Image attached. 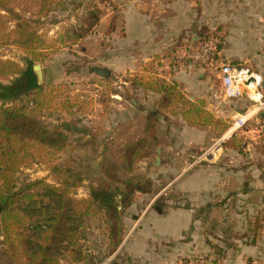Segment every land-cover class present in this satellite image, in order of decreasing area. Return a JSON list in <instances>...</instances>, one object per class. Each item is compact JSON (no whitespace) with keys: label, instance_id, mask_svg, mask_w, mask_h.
Wrapping results in <instances>:
<instances>
[{"label":"crops","instance_id":"obj_1","mask_svg":"<svg viewBox=\"0 0 264 264\" xmlns=\"http://www.w3.org/2000/svg\"><path fill=\"white\" fill-rule=\"evenodd\" d=\"M109 5L117 10L102 19L106 28L113 26L106 37L112 45L103 55L108 63L94 67L117 76H136L150 67L162 81L174 82L187 101H203L205 111L227 129L233 115L250 106L247 98L224 100L208 87L210 76L195 66L172 71L176 52L215 35L222 41L219 59L260 74L264 96V0H109ZM213 75L220 91L221 81ZM109 97V111L102 117L105 143L143 138L144 99ZM171 120L164 131L158 124L151 142L155 152L161 151L158 164L154 157L155 171L146 176L152 193L137 194L123 213V239L115 252L120 264H176L189 254L207 252L215 254L216 264H264V148L256 133L227 137L229 132L219 134L214 126L189 123L181 115ZM223 136L220 150L214 148L217 157L200 162L198 157ZM207 204L217 205L194 219L195 210Z\"/></svg>","mask_w":264,"mask_h":264},{"label":"trees","instance_id":"obj_2","mask_svg":"<svg viewBox=\"0 0 264 264\" xmlns=\"http://www.w3.org/2000/svg\"><path fill=\"white\" fill-rule=\"evenodd\" d=\"M11 2L0 0V32L8 29L9 21L13 22L8 36L18 47L33 52V44L38 39L36 33L29 20L11 7ZM41 4L39 13H45L50 0H41ZM97 17L95 15L89 27L96 24ZM111 30L112 25L109 32ZM32 67L31 59L25 60V67L0 59V260L9 259L13 264H59L61 261L80 264L88 257L80 240L85 219L91 216L102 218L109 255H112L123 239L124 211L134 203L137 194L153 191L148 178L132 175L119 179L118 171L130 173L153 141L159 111L147 114L143 138L124 144L114 160L106 157L101 162V177L96 180V186L89 187L86 198L76 199L71 191L78 188L83 179L77 167L57 161V155L67 146L66 134L59 129H48L35 116L37 111L48 109L49 95L43 94ZM141 75L136 76L134 82L143 90L162 94L161 109L167 108L171 115H181L189 123L214 126L219 134L225 132V124L212 119L205 111L203 101H187L174 82L156 83L157 73L150 67L143 68ZM68 96L63 103L68 108H72L74 102L86 107L87 103L80 101L79 95L72 96L73 101ZM21 101L23 104L17 105ZM36 162L49 166L54 174L60 175L59 182L50 185L34 180L19 187L15 172ZM117 196H120L121 209L116 205ZM216 205L199 207L194 219L206 217ZM108 264L118 263L114 258Z\"/></svg>","mask_w":264,"mask_h":264},{"label":"rangeland","instance_id":"obj_3","mask_svg":"<svg viewBox=\"0 0 264 264\" xmlns=\"http://www.w3.org/2000/svg\"><path fill=\"white\" fill-rule=\"evenodd\" d=\"M40 5H42L41 0H12L11 7L15 9L16 13L29 20L30 27L38 39L33 44L35 48L33 52L28 50L29 53L18 47L13 42V38L8 36V32L13 29L14 25L9 21L8 29L0 32V59L17 63L21 67H25L26 59L33 60V65H39L40 86L43 94L49 95L47 98L49 107L46 110L37 111L35 116L48 129H59L66 134L67 146L57 155V161L59 163L69 162L79 169L83 182L78 188L71 191V195L76 199L86 198L89 187L96 186V180L101 177L99 173L101 162L106 157L114 160L122 146L128 143L109 146L105 143L106 123L102 122V117L109 111L110 93L121 94L123 99H140V101L144 99L142 103L146 113L144 122L148 113L159 111L155 128L161 124L162 131L168 122L172 121L173 115L167 108L159 107L162 94L143 90L137 86L138 83L134 82V79L136 76H142L141 74L117 76L110 70L109 76L102 79L97 78L98 76L94 77L91 73V68L95 65L105 66L108 63L103 62V55L104 51L112 45V40L106 38L109 27L106 28L102 19L109 12L117 10L109 5V0H50L49 9L45 13L43 11L39 13ZM95 15L98 16L97 22L93 27H89L94 22ZM89 28L92 29L87 31ZM64 74L70 75V80H65ZM213 74L215 73L209 74L208 87L211 86V89L219 92V82ZM155 79L156 83L162 81L157 76ZM124 81L127 86L122 84ZM146 92L154 94L149 96ZM67 94L71 101H73L72 96L79 95L80 101L87 103L86 107L81 103L74 102L72 108H68L63 104ZM182 96L185 99L183 94ZM23 102H18L17 105H21ZM135 102L139 104V102ZM125 109L126 107L123 108V110ZM89 115H91L90 119L87 118ZM66 121L71 123L73 129L78 130V133H73L70 130L63 131L61 123L68 124ZM225 126L227 127V124ZM86 134L89 135L88 138L85 136ZM154 146L155 143H150L135 162L130 173L119 170V179L132 175L144 174L145 178L147 175H152L155 171L153 165L156 156ZM217 155L218 153L214 159ZM14 177L20 187L24 183L34 180H42L47 184L55 185L59 182L60 175L54 174L49 166L36 162L20 167ZM148 179L150 180V178ZM116 205L121 207L118 196ZM80 242L88 255L87 259L80 264H108L114 258L120 264L122 257L116 255V251L109 255L106 226L100 216H91L85 219ZM0 264H13V262L9 259H2ZM59 264L69 263L61 261Z\"/></svg>","mask_w":264,"mask_h":264},{"label":"built area","instance_id":"obj_4","mask_svg":"<svg viewBox=\"0 0 264 264\" xmlns=\"http://www.w3.org/2000/svg\"><path fill=\"white\" fill-rule=\"evenodd\" d=\"M222 41L215 35L199 40L196 48L189 46L176 52L172 57V71L182 70L187 65L197 67L204 74H217L221 81L219 95L226 101L246 97L251 105L243 114H235L227 128V137L239 136L245 131L256 133L258 144L264 148V96L262 93V77L248 67L222 62L219 59ZM225 133V134H226ZM220 141L209 151L203 153L198 160L209 162L214 159L211 152L221 148ZM217 151V153H218ZM176 264H216L213 252L189 254L179 259Z\"/></svg>","mask_w":264,"mask_h":264},{"label":"water","instance_id":"obj_5","mask_svg":"<svg viewBox=\"0 0 264 264\" xmlns=\"http://www.w3.org/2000/svg\"><path fill=\"white\" fill-rule=\"evenodd\" d=\"M32 70H33V73L35 74L36 76V80H37V83L38 85H41V73H40V67L39 65H33L32 67ZM91 71L97 75L98 77L100 78H106L109 76L110 72L108 69L106 68H101V67H93L91 69ZM263 116V115H262ZM61 129L63 131H67L68 130V124L67 123H64L61 125ZM156 158H155V164H158L159 162V159H160V154H161V151L160 149H157L156 150ZM118 209H121V207H118ZM0 213H1V207H0Z\"/></svg>","mask_w":264,"mask_h":264},{"label":"bare ground","instance_id":"obj_6","mask_svg":"<svg viewBox=\"0 0 264 264\" xmlns=\"http://www.w3.org/2000/svg\"><path fill=\"white\" fill-rule=\"evenodd\" d=\"M211 152L214 154V149Z\"/></svg>","mask_w":264,"mask_h":264}]
</instances>
